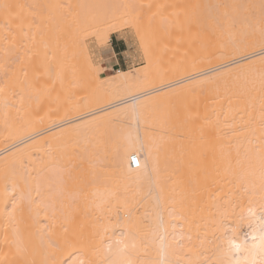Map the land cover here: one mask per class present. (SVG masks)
Listing matches in <instances>:
<instances>
[{"label": "bare ground", "instance_id": "6f19581e", "mask_svg": "<svg viewBox=\"0 0 264 264\" xmlns=\"http://www.w3.org/2000/svg\"><path fill=\"white\" fill-rule=\"evenodd\" d=\"M243 1L225 0L232 19L259 0ZM106 2L0 0V264H261L259 230L244 233L264 215V76L241 80L264 70V36L222 41L171 78L117 70L86 102L29 114V37L74 38L93 69L80 35L108 42ZM133 118L138 131L106 137Z\"/></svg>", "mask_w": 264, "mask_h": 264}, {"label": "rangeland", "instance_id": "374dc122", "mask_svg": "<svg viewBox=\"0 0 264 264\" xmlns=\"http://www.w3.org/2000/svg\"><path fill=\"white\" fill-rule=\"evenodd\" d=\"M106 1L111 13L118 14L111 23L113 28L110 27L108 29V42L107 40L105 42L98 41L92 29H85L80 35L93 64V69H87L83 65L81 52L76 47L74 38L64 36L57 41L55 39L50 45L47 43L48 47L44 41L41 43V40L34 39L29 34V105L31 107H29V114L34 112L31 115L37 116L48 110L51 111V109L53 110L51 112H54L55 108L57 109L61 105L86 102L85 100L94 96L93 94L99 95L106 90L102 83V80L104 81L103 78L117 70L134 73L147 66L148 79L171 78L177 69H181L186 65H189L190 68H196L201 65L202 57L207 49H214L222 41L229 43L230 40H235L240 36L249 41L261 39L264 36V0H259L253 5L245 0L246 3L244 4L250 7L248 11L250 13L249 19L252 18L255 20L252 22L254 24L257 23L254 26L247 24L249 19H232L228 15L230 9H228V4L225 0ZM237 10L239 12V9ZM257 13L263 15L256 19L255 14ZM251 27L256 30L259 29L258 31L260 32L252 31ZM209 35L211 36L210 39ZM34 41L35 45H33ZM55 41L63 46L57 44L59 48L54 45V49L53 44L56 43ZM111 41L113 42L114 51L117 53L116 55L111 49ZM43 44L45 47L43 46L42 48ZM50 47L53 49H50ZM41 49L42 51H40ZM46 49H49V53ZM116 58L121 60L122 63L113 66ZM49 68L50 71L48 70ZM101 68H104L105 71L101 70ZM254 70L252 74L246 75L241 81L248 82L252 78L255 80L259 76H264V70ZM57 75L59 76L56 77ZM33 89L39 94L37 92L33 93ZM37 94L39 96H36ZM46 107H48V110ZM42 110L43 112H41ZM139 129V121L133 118L127 122L115 124L105 135L111 139L112 137H121L120 134L124 131L135 132ZM83 137L86 141L99 139L97 138L98 135L92 133H87ZM180 153L185 161L186 152ZM194 155L193 159L195 158V162L205 161V163L204 161L202 162L203 165L200 162L201 167L206 164L208 157L205 156V153H196L198 155H195L196 157ZM196 158H198L197 161ZM103 163L101 164L103 165ZM105 163L107 162L105 161ZM197 164L199 163L195 164L196 168L199 167L201 170L199 169V173L198 169H195L194 173L201 175L203 167L201 168L200 164L198 166ZM106 165L100 168V171L103 170L100 172L102 176L110 171ZM184 166L185 169L183 171H185L184 174L187 177L189 172L188 164L186 165L184 162ZM104 168H107V171ZM35 170L39 171L40 169L33 168L34 173L36 172ZM104 170L105 173H103ZM39 172L46 173L47 171L41 168ZM50 189L54 190L52 184ZM57 204L55 205L57 206Z\"/></svg>", "mask_w": 264, "mask_h": 264}, {"label": "snow or ice", "instance_id": "6c2138e0", "mask_svg": "<svg viewBox=\"0 0 264 264\" xmlns=\"http://www.w3.org/2000/svg\"><path fill=\"white\" fill-rule=\"evenodd\" d=\"M249 211H250V215H254L252 210H249ZM261 212L262 214H264V208L261 209ZM257 219H258V224L256 228H254L251 233H244V236L246 238L248 235L251 234L253 236V239H256L255 232L258 229L259 230V251L262 254V256H264V215H262L261 217ZM231 231L233 232V234L235 233V229H232ZM226 239L229 245H234L236 250H240L242 245L236 244L232 236H228ZM242 243H246V239L242 241ZM256 247H257L256 245H253V248H256ZM261 264H264V259H262Z\"/></svg>", "mask_w": 264, "mask_h": 264}, {"label": "crops", "instance_id": "0c3cea01", "mask_svg": "<svg viewBox=\"0 0 264 264\" xmlns=\"http://www.w3.org/2000/svg\"><path fill=\"white\" fill-rule=\"evenodd\" d=\"M112 43H113V42L111 41V44H110V45H111V49H112L114 55H116L117 53H115V51H114V46H113ZM115 60H116V61H115V63L113 64V66L120 65V63H122V61L119 60L118 58H116Z\"/></svg>", "mask_w": 264, "mask_h": 264}, {"label": "built area", "instance_id": "2783aa9c", "mask_svg": "<svg viewBox=\"0 0 264 264\" xmlns=\"http://www.w3.org/2000/svg\"><path fill=\"white\" fill-rule=\"evenodd\" d=\"M131 164H132L133 167H137V165H138L137 159L136 158H132L131 159Z\"/></svg>", "mask_w": 264, "mask_h": 264}]
</instances>
